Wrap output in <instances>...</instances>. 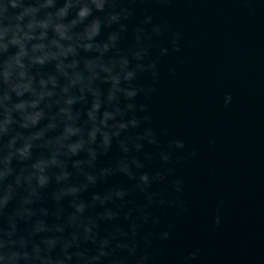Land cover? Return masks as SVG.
Segmentation results:
<instances>
[{
  "label": "water",
  "instance_id": "water-1",
  "mask_svg": "<svg viewBox=\"0 0 264 264\" xmlns=\"http://www.w3.org/2000/svg\"><path fill=\"white\" fill-rule=\"evenodd\" d=\"M0 264H264V0H0Z\"/></svg>",
  "mask_w": 264,
  "mask_h": 264
},
{
  "label": "clouds",
  "instance_id": "clouds-1",
  "mask_svg": "<svg viewBox=\"0 0 264 264\" xmlns=\"http://www.w3.org/2000/svg\"><path fill=\"white\" fill-rule=\"evenodd\" d=\"M65 10L66 9H61V14H63L64 12H65ZM87 9L86 8H84V9H81V11H80V16L81 17H83V16H85V15H87ZM43 26H47L46 24H44ZM62 28H63V26H57V30L58 31H60V34L63 36L64 35V32H63V30H62ZM13 42H18L17 40H15L14 39V41ZM23 47V46H22ZM38 47H43L42 45H40V46H38ZM41 63L43 62V58H37ZM8 72H7V70L5 71V76L7 77L8 76ZM229 99H230V97H229Z\"/></svg>",
  "mask_w": 264,
  "mask_h": 264
}]
</instances>
